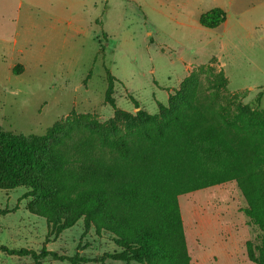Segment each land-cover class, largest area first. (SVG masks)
I'll use <instances>...</instances> for the list:
<instances>
[{
	"label": "rangeland",
	"instance_id": "obj_1",
	"mask_svg": "<svg viewBox=\"0 0 264 264\" xmlns=\"http://www.w3.org/2000/svg\"><path fill=\"white\" fill-rule=\"evenodd\" d=\"M214 7L225 10V22L202 27L199 15ZM18 64L22 70L14 71ZM200 66L222 70L230 94L264 108V0H0V126L8 131L42 135L72 110L108 119L106 70L120 81L112 95L119 109L136 111L131 96L156 114ZM200 79L213 82L206 74ZM24 191L0 190V245L39 250L46 223L27 211ZM178 202L191 264H255L247 244L257 246L262 232L244 214L235 181ZM82 230L79 220L46 246L66 255L119 250L108 234ZM0 264L34 263L0 253ZM41 264L70 263L48 256Z\"/></svg>",
	"mask_w": 264,
	"mask_h": 264
},
{
	"label": "trees",
	"instance_id": "obj_2",
	"mask_svg": "<svg viewBox=\"0 0 264 264\" xmlns=\"http://www.w3.org/2000/svg\"><path fill=\"white\" fill-rule=\"evenodd\" d=\"M225 20L220 7L198 18L207 28ZM201 74L213 82L204 86ZM106 81L104 101L113 108L106 120L72 110L42 135L0 126V190L24 187L20 199L47 228L39 250L0 245V253L34 264L48 256L70 264H191L178 197L235 181L244 214L262 232L257 246L248 242V258L264 264V108L238 101L212 66L191 71L156 114L131 96L136 111L119 109L112 95L120 81L109 70ZM79 220L81 236L108 234L119 250L86 256L47 248Z\"/></svg>",
	"mask_w": 264,
	"mask_h": 264
},
{
	"label": "crops",
	"instance_id": "obj_3",
	"mask_svg": "<svg viewBox=\"0 0 264 264\" xmlns=\"http://www.w3.org/2000/svg\"><path fill=\"white\" fill-rule=\"evenodd\" d=\"M223 10H224V9H223ZM224 11H225V10H224ZM199 16H200V15H199ZM224 22H225V21H224ZM224 22H223V23H224ZM223 23H222V24H223ZM200 25H201V24H200ZM220 25H221V24H220ZM201 26H202V25H201ZM202 27H204V26H202ZM204 28H207V27H204ZM208 29H213V28H208ZM212 58H214V57H212ZM108 260H109V259H108Z\"/></svg>",
	"mask_w": 264,
	"mask_h": 264
}]
</instances>
